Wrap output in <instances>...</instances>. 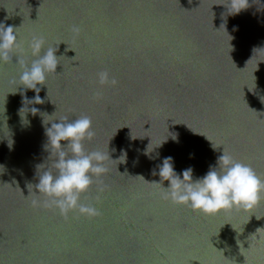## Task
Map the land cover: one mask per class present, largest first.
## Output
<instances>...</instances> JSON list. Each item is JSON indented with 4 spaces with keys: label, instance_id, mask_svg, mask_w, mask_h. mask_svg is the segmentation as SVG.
<instances>
[{
    "label": "water",
    "instance_id": "1",
    "mask_svg": "<svg viewBox=\"0 0 264 264\" xmlns=\"http://www.w3.org/2000/svg\"><path fill=\"white\" fill-rule=\"evenodd\" d=\"M227 3L0 0V22L18 27L22 48L33 35L49 46L64 42L57 74L41 86L44 102L25 100V112L90 116L95 137L86 151L109 149L114 159L82 197L95 204L100 195L98 217L33 208L27 185L38 182L36 166L50 162L43 117L29 112L30 124L21 125L22 69L15 57L0 64V264H264V203L205 216L164 200L162 185L149 183L161 179L152 172L167 156L181 176L191 166L194 179L202 177L223 147L264 176V0H249L220 28ZM22 58L35 59L30 50ZM103 70L118 86L100 85Z\"/></svg>",
    "mask_w": 264,
    "mask_h": 264
},
{
    "label": "clouds",
    "instance_id": "2",
    "mask_svg": "<svg viewBox=\"0 0 264 264\" xmlns=\"http://www.w3.org/2000/svg\"><path fill=\"white\" fill-rule=\"evenodd\" d=\"M225 6L227 11L221 13L220 28H226L229 15H239L250 7V3L249 0H228ZM72 30L77 34L80 32L79 26H73ZM234 30H236L235 26ZM230 36L233 40L234 37ZM59 45L49 46L44 36L33 35L27 43V48H22L18 27L0 22V64L12 62L15 57L16 63L22 69L19 74V86L24 88L25 94H23V106L18 110L21 125L30 124L27 120L29 112L33 115L41 114L47 137L43 148L50 154L48 164L36 166L38 182L27 185L29 196H35L31 200V206L55 208L66 219L73 214H78L79 217L96 218L101 214L96 206L100 202V195H97L95 204L82 202V197L91 191L95 181L102 180V177L108 174L109 169L105 161L114 159L111 158L109 149L108 152L86 151L85 142L95 137L92 118L88 115H80L74 120L66 116L47 120L45 115H53L41 113V110L34 106L29 107L25 112V100L30 101V105L44 102L39 93L42 90L41 86L47 85L49 76L57 74L61 57L56 55ZM28 50L35 57L30 64L22 58L23 53ZM256 50L254 49L255 55ZM97 75L101 86H118V80L108 70L100 71ZM29 89L36 93L32 99L26 96V91ZM97 95L99 96L100 93ZM5 118L3 131L8 119L6 116ZM49 124H51L50 127ZM174 135L175 138H172L178 140V135ZM13 143L12 140L9 147ZM150 144L145 154H150ZM212 146L217 149L213 143ZM121 153L119 160H126V150H121ZM0 167L3 168V166ZM152 174L159 175L161 178L159 181L149 183L162 185L164 200L171 201L177 206L190 207L193 211L205 216L226 214L234 209L253 212L256 207L264 203V176L258 174L250 164L236 159L224 147L222 154L217 157L216 165H210L209 171L202 177L194 179V169L191 166L184 169L181 176V173L175 169L172 156L164 157L162 163L153 169ZM140 177L143 176L140 175ZM164 181L169 182L167 188L164 187ZM98 191L102 193L104 188H99Z\"/></svg>",
    "mask_w": 264,
    "mask_h": 264
}]
</instances>
